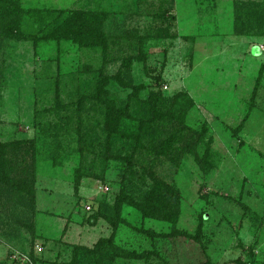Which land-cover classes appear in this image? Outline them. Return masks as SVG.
<instances>
[{
	"label": "rangeland",
	"instance_id": "obj_1",
	"mask_svg": "<svg viewBox=\"0 0 264 264\" xmlns=\"http://www.w3.org/2000/svg\"><path fill=\"white\" fill-rule=\"evenodd\" d=\"M21 6L24 37L0 28V143L11 166V179H0V264H264V35L257 24L264 0ZM48 11L50 20L74 11L97 16L109 44L104 73L132 56L124 68L131 84L107 85L116 123L106 104L88 98L102 45L47 37ZM168 14L176 37L157 23ZM151 90L161 93L158 108L186 109L172 153L153 151L172 124H153L150 137L139 123ZM152 177L175 189L164 208L175 221L161 210L151 217L136 205H115L123 192L141 202ZM12 180L31 191L13 189ZM79 198L97 204L95 224ZM102 240L110 242L101 255L90 251Z\"/></svg>",
	"mask_w": 264,
	"mask_h": 264
},
{
	"label": "trees",
	"instance_id": "obj_2",
	"mask_svg": "<svg viewBox=\"0 0 264 264\" xmlns=\"http://www.w3.org/2000/svg\"><path fill=\"white\" fill-rule=\"evenodd\" d=\"M23 10L21 6V0H0V28L2 29V32L5 34L6 37L12 38V39H19L21 37H24L25 33L20 29L19 24L22 19L21 11ZM62 13H57L53 16L52 20H50L52 16V12L48 11V14L45 13V20L47 21L46 24L50 25V28L46 29V36L52 37V38H69L78 45L86 46V45H96L101 44L102 45V66H100V70L96 73L94 78V88L89 93V99L99 101L102 104H106L107 110H111V123H116L119 119V114L117 116H114V112H118V109L114 107V100L107 95L110 93L107 89V85L109 84V81L114 80L120 85H123L127 87L129 84L128 79V70H124V68H127L131 61L132 56L128 58H122L121 59V65L118 67V70L114 74H107L103 71V66L105 65L106 57L104 55H107V51H105L106 46L109 47L108 40H106V37L104 36V33L102 31L98 32L99 25H98V19L96 15H92L89 13H86L85 11H74L68 16L61 17ZM50 16V18H48ZM157 23L161 27H164L166 31H168V35L170 37H176L177 32L175 30L176 27V17L174 14H168V16L159 15L157 17ZM45 24V23H44ZM258 26L260 27L259 33L261 35H264V17L259 19ZM258 27V28H259ZM47 28V26H46ZM108 39V38H107ZM113 40V39H112ZM110 40V44H113L114 41ZM109 54V53H108ZM114 56L108 55V61L113 59ZM98 68V69H99ZM143 85H138L137 87H134L131 93H136L140 87ZM161 93L159 90H151L149 91V95L146 98L145 105L143 112L145 113V117L139 120V123L142 127H148V133L150 137L153 136L152 130L153 124H162L166 125L169 124L174 127L173 130L164 138H162L159 142V146H157L156 149H153L155 153L158 154H166L167 152L172 153L175 149V143L182 138V135L184 134L183 127L186 126L184 123V117H185V111L186 109L182 108H176L174 106H170L168 110H164L163 108L159 107L158 105L159 99ZM182 97V98H181ZM181 98L185 99V106L189 107L192 103V99L187 96L186 94H177L176 99ZM122 114H126L128 112V104L125 106H122ZM120 112V111H119ZM110 122V121H109ZM147 131V130H146ZM144 133V132H143ZM143 136V134H142ZM140 143V142H139ZM139 146H142V144H138ZM178 147V146H176ZM5 150H6V144L0 143V179L6 181L5 179H11L9 178L8 174L10 173V168L8 164V160L5 156ZM3 174V176H2ZM80 177V175H78ZM78 179V178H77ZM153 183L151 186L146 189L142 194V200L141 202H135L134 196L132 194H128L127 192H123L122 194H117L115 196V205L119 206L123 202H127L133 205H136L141 210H143V213L147 216L156 217L160 214V211L163 213V217L166 220L169 221H175L176 216L172 212L167 210V213H164L165 203L168 200H171L175 194L176 191L172 187H170L168 184L164 183V181L156 179L155 177H152ZM13 181V180H12ZM8 182V181H7ZM12 188H16L18 191L29 190L27 183L22 182H11ZM122 189L124 186H121ZM88 200L81 201V198H79L78 203L83 204L84 213L90 212L86 216V221L93 225L97 222L98 217L100 216V212L97 209V204H95V201H91L90 204H86ZM85 205H89L90 209H85ZM162 235V234H160ZM192 237V236H190ZM199 236H196V238ZM105 242L109 243L108 240H102V242L96 243L94 248L90 251L96 253L98 252L100 255L103 252V249L106 247ZM108 255V254H107Z\"/></svg>",
	"mask_w": 264,
	"mask_h": 264
},
{
	"label": "built area",
	"instance_id": "obj_3",
	"mask_svg": "<svg viewBox=\"0 0 264 264\" xmlns=\"http://www.w3.org/2000/svg\"><path fill=\"white\" fill-rule=\"evenodd\" d=\"M85 209L89 210L90 206L89 205H85Z\"/></svg>",
	"mask_w": 264,
	"mask_h": 264
}]
</instances>
